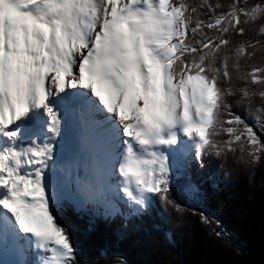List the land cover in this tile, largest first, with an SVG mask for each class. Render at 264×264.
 Listing matches in <instances>:
<instances>
[{
	"label": "snow or ice",
	"instance_id": "6c2138e0",
	"mask_svg": "<svg viewBox=\"0 0 264 264\" xmlns=\"http://www.w3.org/2000/svg\"><path fill=\"white\" fill-rule=\"evenodd\" d=\"M229 160L264 164V0H0V264H80L66 206L210 224Z\"/></svg>",
	"mask_w": 264,
	"mask_h": 264
},
{
	"label": "trees",
	"instance_id": "16d2710c",
	"mask_svg": "<svg viewBox=\"0 0 264 264\" xmlns=\"http://www.w3.org/2000/svg\"><path fill=\"white\" fill-rule=\"evenodd\" d=\"M219 163L206 162L203 169L194 165L191 172L203 189V202L196 207L213 221L207 225L187 212L177 223V213L160 209L130 219L125 227L120 217L105 220L66 206L62 219L73 226L80 264L118 259L126 264H264V164L246 172L233 171L230 160L223 168L216 167ZM213 172L218 182L208 179ZM172 195L186 203L178 191ZM217 220L227 237L215 236Z\"/></svg>",
	"mask_w": 264,
	"mask_h": 264
},
{
	"label": "bare ground",
	"instance_id": "6f19581e",
	"mask_svg": "<svg viewBox=\"0 0 264 264\" xmlns=\"http://www.w3.org/2000/svg\"><path fill=\"white\" fill-rule=\"evenodd\" d=\"M9 259H10V257H9Z\"/></svg>",
	"mask_w": 264,
	"mask_h": 264
}]
</instances>
